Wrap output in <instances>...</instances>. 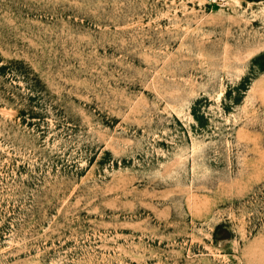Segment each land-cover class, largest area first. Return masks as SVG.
<instances>
[{
    "label": "rangeland",
    "instance_id": "rangeland-1",
    "mask_svg": "<svg viewBox=\"0 0 264 264\" xmlns=\"http://www.w3.org/2000/svg\"><path fill=\"white\" fill-rule=\"evenodd\" d=\"M0 264H264V0H0Z\"/></svg>",
    "mask_w": 264,
    "mask_h": 264
}]
</instances>
